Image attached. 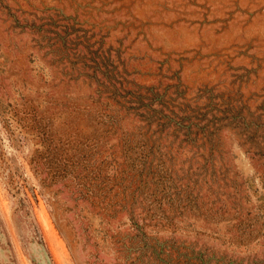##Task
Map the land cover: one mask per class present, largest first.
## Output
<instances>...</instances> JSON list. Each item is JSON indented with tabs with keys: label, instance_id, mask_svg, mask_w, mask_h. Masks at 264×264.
<instances>
[{
	"label": "rangeland",
	"instance_id": "1",
	"mask_svg": "<svg viewBox=\"0 0 264 264\" xmlns=\"http://www.w3.org/2000/svg\"><path fill=\"white\" fill-rule=\"evenodd\" d=\"M0 264H264V0H0Z\"/></svg>",
	"mask_w": 264,
	"mask_h": 264
}]
</instances>
